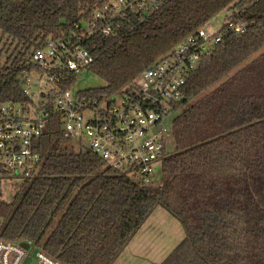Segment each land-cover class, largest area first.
I'll return each mask as SVG.
<instances>
[{"label": "trees", "instance_id": "obj_1", "mask_svg": "<svg viewBox=\"0 0 264 264\" xmlns=\"http://www.w3.org/2000/svg\"><path fill=\"white\" fill-rule=\"evenodd\" d=\"M106 0H0V104L25 102L34 50L90 21ZM233 10L223 40L188 78L175 105V150L156 180L143 184L91 148L65 136L53 113L37 140L42 162L28 188L0 201L1 235L34 240L62 264H114L158 206L183 224L186 237L161 264H264V0H160L147 14L131 11L112 35L82 42L88 71L108 96L198 31ZM247 24L234 34L236 21ZM78 77L72 75L70 86ZM130 92V90H129ZM19 200V201H18Z\"/></svg>", "mask_w": 264, "mask_h": 264}, {"label": "built area", "instance_id": "obj_2", "mask_svg": "<svg viewBox=\"0 0 264 264\" xmlns=\"http://www.w3.org/2000/svg\"><path fill=\"white\" fill-rule=\"evenodd\" d=\"M159 4L160 0H106L90 21L76 24L80 32L72 29L61 37H50L33 51L38 70L26 79L24 93L29 99L0 104V193L5 180L30 177L41 165L37 140L53 113L60 116L65 136L88 146L116 170L143 184L156 180L157 168L167 154L176 102L184 97L189 76L223 40V34L201 27L114 95L75 91L78 80L69 87L66 84L72 75L79 79L88 72L93 61L84 40L112 35L131 11L147 14ZM230 29L240 34L247 24L237 20ZM2 225L0 217V232ZM21 242H28L29 248ZM33 257L37 264H62L37 249L34 240H7L0 234V264H30Z\"/></svg>", "mask_w": 264, "mask_h": 264}, {"label": "rangeland", "instance_id": "obj_3", "mask_svg": "<svg viewBox=\"0 0 264 264\" xmlns=\"http://www.w3.org/2000/svg\"><path fill=\"white\" fill-rule=\"evenodd\" d=\"M233 16V10L225 8L210 19L205 28L209 31H219L229 18ZM3 41H0V61L3 62L7 56L3 48ZM105 84L104 80L97 74L85 71L73 86V90L79 91L92 87H99ZM120 102L122 98L115 96ZM32 115V114H31ZM85 143H87L85 141ZM176 148L174 138L171 137L167 147L168 151ZM160 167L157 168L159 173ZM29 184L24 179L13 177L2 183L0 201L12 202L17 194L21 195L28 188ZM19 201V200H18ZM1 234V232H0ZM186 237V231L182 222L169 213L165 208L158 206L149 215L145 223L129 242L114 264H161L166 257L178 247ZM40 246L37 245V249Z\"/></svg>", "mask_w": 264, "mask_h": 264}, {"label": "water", "instance_id": "obj_4", "mask_svg": "<svg viewBox=\"0 0 264 264\" xmlns=\"http://www.w3.org/2000/svg\"><path fill=\"white\" fill-rule=\"evenodd\" d=\"M21 245L25 248H29V244L28 242H21ZM30 264H37V258L36 257H33L32 261Z\"/></svg>", "mask_w": 264, "mask_h": 264}]
</instances>
